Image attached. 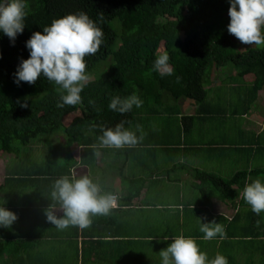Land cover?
Wrapping results in <instances>:
<instances>
[{
  "label": "crops",
  "instance_id": "1",
  "mask_svg": "<svg viewBox=\"0 0 264 264\" xmlns=\"http://www.w3.org/2000/svg\"><path fill=\"white\" fill-rule=\"evenodd\" d=\"M253 78L239 77L235 69L226 74L216 70L206 83L203 103L166 97L153 109L142 106L135 114L142 141L100 150L73 170L76 178L89 175L103 192L118 198L109 215L92 217L86 229L58 230L36 199L41 188L34 176L4 165L0 205L5 201L18 219L0 227V264H161L159 252L181 234L193 238L209 260L221 254L228 264L258 262L264 212L253 213L242 196L244 182L264 181V87L245 112ZM71 150L80 160L82 146ZM239 171L248 173L244 182H233L239 193L233 199L200 175L234 179ZM199 187L211 195L209 200ZM55 207L62 215L59 204ZM198 218L221 223L225 238L204 240Z\"/></svg>",
  "mask_w": 264,
  "mask_h": 264
},
{
  "label": "trees",
  "instance_id": "2",
  "mask_svg": "<svg viewBox=\"0 0 264 264\" xmlns=\"http://www.w3.org/2000/svg\"><path fill=\"white\" fill-rule=\"evenodd\" d=\"M229 7V0H26L25 28L14 45L0 33V155L9 154L7 165L34 176L33 182L41 188L36 199L43 207L58 204L50 196L56 179L73 176V170L85 165L90 155L96 157L97 151L106 149L92 147L99 144L101 125L114 127L124 120L126 128H136L135 114L143 108L133 106L121 115L108 108L113 97L126 98L136 90L144 109H153L166 97L203 103L212 73L226 74L223 68L230 64L237 76L254 77L245 112L251 109L264 87V47L239 50L227 30ZM79 12L102 28L104 44L95 56L85 58L89 81L80 93L81 102L58 108L65 94L58 85L43 76L35 84L17 85L14 73L21 59L29 58L25 43L34 32H42L54 19ZM165 52L174 74L161 77L153 64ZM102 62L106 65L98 69ZM23 103L28 106L21 107ZM34 144L41 148L34 151ZM75 144L82 146L80 160L71 150ZM247 173L239 171L234 179L200 175L203 182L211 179L219 192L233 199L239 197L233 182H244ZM199 188L209 200L211 195ZM263 236L257 237L259 261L248 264H264Z\"/></svg>",
  "mask_w": 264,
  "mask_h": 264
},
{
  "label": "clouds",
  "instance_id": "3",
  "mask_svg": "<svg viewBox=\"0 0 264 264\" xmlns=\"http://www.w3.org/2000/svg\"><path fill=\"white\" fill-rule=\"evenodd\" d=\"M228 33L235 36L244 45L264 47V0H229ZM26 0H0V33L15 43L18 34L25 28ZM102 19V17H101ZM104 44V32L97 22L85 12L68 14L54 19L43 31L34 32L26 41L29 58L21 59L14 73V83L35 84L41 76L54 82L63 93L58 108L65 105L75 106L81 102L80 93L89 81L86 73V57L95 56ZM169 56L165 52L156 57L153 70L161 77L174 74L169 65ZM176 77V82H180ZM142 99L136 90L126 98L113 97L109 110L121 115L131 111L133 106L140 108ZM26 103L21 107H27ZM121 120L114 127L100 126L102 135L94 149L134 147L144 138L143 128L136 126L132 131ZM137 132L140 133L137 136ZM98 154V151H97ZM51 200L59 204L62 215H57L54 204L44 210L48 222L58 230L78 227L83 230L91 226L92 217L109 215L117 206V196L102 191L100 185L89 176H62L55 180L50 193ZM244 201L251 206L253 213L264 212V181L256 179L245 182L242 192ZM0 205V227H11L18 219L16 213ZM206 220V218H204ZM200 232L204 240H213L219 236L225 238L226 232L221 223L215 220L202 222L198 218ZM172 242L159 252L161 264H228L225 256L217 254L209 260L207 254L200 251L198 244L191 237L183 234L171 237ZM169 237H164L167 241Z\"/></svg>",
  "mask_w": 264,
  "mask_h": 264
},
{
  "label": "rangeland",
  "instance_id": "4",
  "mask_svg": "<svg viewBox=\"0 0 264 264\" xmlns=\"http://www.w3.org/2000/svg\"><path fill=\"white\" fill-rule=\"evenodd\" d=\"M233 37H234L235 41L238 43V48H239L240 51H241V50H246L247 48H249L250 45H244V44H242L241 42H239L238 39H237L235 36H233ZM102 63H104V64L100 65L98 69H100L101 67H103V66L106 65L105 62H102ZM223 69H224L226 72H230V71L232 70V66H231L230 64H228V65L225 66ZM95 72H96V71H95ZM210 97H212V96H210ZM33 147H34V151H38V150H39V147H38L37 145L34 144ZM1 156H2V155H1ZM2 157H3V156H2ZM9 158H10V155L8 154V157L5 156V157H3L2 159H0V171H1V169H2V167H3L4 165L6 166V164H7L8 161H9Z\"/></svg>",
  "mask_w": 264,
  "mask_h": 264
}]
</instances>
